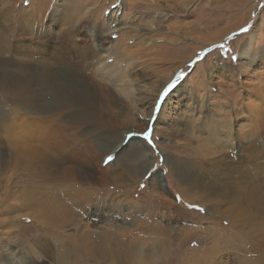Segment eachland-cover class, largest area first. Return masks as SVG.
Instances as JSON below:
<instances>
[{"label":"rangeland","instance_id":"1","mask_svg":"<svg viewBox=\"0 0 264 264\" xmlns=\"http://www.w3.org/2000/svg\"><path fill=\"white\" fill-rule=\"evenodd\" d=\"M4 12L14 14L7 30L16 37L14 42L24 43L18 44L21 50L33 46V39L38 38L35 32L57 34L58 38L80 22L82 34L107 36L110 43L105 49L111 48V53H99L109 64L115 63L116 54H128L119 67L131 73L132 97L118 102L111 117L116 121L111 128H117L101 131L96 145L105 157L115 156L109 162L116 166L115 177L101 190L97 202L63 231L75 233L77 223L81 232L90 231L93 224L86 215L101 202L110 207L105 213L112 210L105 223L116 228L115 236L125 239L129 260L119 263L112 255L105 258L108 252L104 258L81 262L70 257L68 263L196 264L188 255L194 249L202 250L207 241L225 232L239 235L242 230H253L250 242L264 250V230L255 231L253 220L239 230L236 226L227 229L229 221L211 212L220 199L206 196L209 177L219 171L221 159L229 154V139L236 141L245 127L248 132L255 129L253 120L264 148V0H0V14ZM243 28L249 31L242 32ZM12 67H7L11 72L6 80H16V71L24 72ZM21 98L22 93L11 86L0 87V156L6 161L14 139L24 140L23 149L33 147V97L31 101ZM9 129L17 138L11 137ZM145 131L150 133V144L142 135H134ZM117 146L122 149L118 153L112 150ZM233 152L235 157L239 155L238 149ZM260 162L264 166V159ZM146 171L153 172L150 180L144 179ZM199 178L205 185L202 191L192 186ZM141 184L147 187L141 188ZM24 190H33V164H8L0 171V208L7 209L5 217L13 212L23 219L13 226H0V264H61L58 254L62 247L54 237L51 250L42 251L33 241V235L40 234L33 228V208L13 205L16 196H24ZM192 204L205 211L190 208ZM152 225L155 227H147ZM209 229H214L211 235ZM230 250L221 257L217 253L216 259L221 264H235L238 261L231 256L238 251ZM244 255L245 262L255 264L264 258L261 253Z\"/></svg>","mask_w":264,"mask_h":264},{"label":"bare ground","instance_id":"2","mask_svg":"<svg viewBox=\"0 0 264 264\" xmlns=\"http://www.w3.org/2000/svg\"><path fill=\"white\" fill-rule=\"evenodd\" d=\"M13 17L14 14L7 12L0 14V78L4 80L0 87L11 86L19 91L22 93V101H31L33 97V147L23 149L24 140L14 139L10 146V159L6 161L0 156V171L8 164L15 167L33 164V190H24V196H16L13 205L19 206L18 209L33 208V228L40 233L33 235V241L42 246V251L51 250L54 237L62 247L58 254L61 264H70V257L80 262L90 258L101 259L108 252L105 258L112 255L119 263H126L130 250L125 239L115 236L113 232L116 228L105 223V219H108L106 215L112 211L107 210L105 213V210L110 207H105L100 202L87 215L84 214L90 217L89 221L93 224L90 231L81 232L78 223L75 227L76 234H67L63 228L68 224L73 225L80 214L85 213L87 206L97 202L98 197L102 196L101 190L115 177L116 166L114 169L109 162L105 163L103 150L98 147L96 150V145L101 131L106 127L117 128H111L116 123L111 117L118 109V102L132 97L129 83L131 73L128 68L122 70L119 67L128 54L119 51L115 63L109 64L101 55L111 53V48L105 49V44L110 43L107 36L102 37L100 33L93 32L90 33L91 36L82 34L79 32L80 22L72 26L70 33H58V38L57 34L50 36L43 31L35 32L38 38L33 39V46L29 45L30 48L21 50L18 44L24 43L14 42L16 37L9 36L10 32L7 30L12 25ZM29 38L27 39L30 41ZM95 44L98 45L97 48ZM99 50H103L101 54ZM8 65L23 68L24 72H12L16 80H6V75L11 72ZM125 114L126 118L128 114ZM15 118L20 116L16 115ZM27 119L30 124L31 119ZM109 121H113V124ZM252 124L256 126L255 129L248 132L244 131L245 127L236 141L229 139L226 148L229 154L221 159L223 166L209 177L210 183L206 185L209 192L206 196L214 201L220 199L211 208V212L229 221L227 229L236 226L239 230L246 221L253 220L255 231L264 230V166L259 164L264 159V148L261 146L262 137L257 130L256 121L253 120ZM9 132L11 137L17 138L15 131L9 129ZM28 142L27 140L26 144ZM235 149L239 152L236 157L233 152ZM202 182L203 178H199L194 180L192 186L202 191V187L205 188ZM6 210L0 208V226H13L22 219L12 212L10 216H6L8 220L5 223ZM175 211L179 212L178 209ZM236 217H240L239 222H235ZM193 229L190 230L195 233ZM59 230L63 234L58 233ZM209 231L211 235L214 229ZM152 232L160 233L157 230ZM241 232L239 235L225 232L222 236L207 241V246L202 250L189 251L190 260L199 264L219 259L217 253L221 257L230 253V249H236L238 255L231 256L238 261L235 264H255L245 262L244 254L251 252L253 256L260 253L264 255V250L259 244L250 242L253 230ZM111 242L115 244L112 246ZM107 244L109 247H103ZM60 245L57 244L58 247ZM214 246L217 249L209 251ZM216 260L211 264H221V261L217 260L216 263ZM259 262L264 264V258H259Z\"/></svg>","mask_w":264,"mask_h":264},{"label":"snow or ice","instance_id":"3","mask_svg":"<svg viewBox=\"0 0 264 264\" xmlns=\"http://www.w3.org/2000/svg\"><path fill=\"white\" fill-rule=\"evenodd\" d=\"M25 3H28V0H25ZM115 7H116V5H113V8H115ZM241 31H242V32H247V31H249V29H248V28H243V29H241ZM233 59H236V57H233ZM134 135H142L144 141H147L149 144L151 143L150 133H149L148 131H145V132L140 133V134H134ZM122 143H123V140H122ZM127 143H130V141H128ZM112 150H113V151H117V153H118V152H119L120 150H122V149H120V148L117 146V147L113 148ZM114 159H115V156H113V155H111V154H108V155L105 157V160L108 161V162H111V161H113ZM143 176H144V179H146V180H150V179L152 178V176H153V172H152V171H146V172L143 174ZM140 187H141V188H144V187H147V185H146V184H141ZM176 199L179 200V199H181V198H180V197H177ZM189 207H190V208H194V209H196V210L199 211V212H204V211H205L203 208H201V207H200L199 205H197V204L189 205Z\"/></svg>","mask_w":264,"mask_h":264}]
</instances>
